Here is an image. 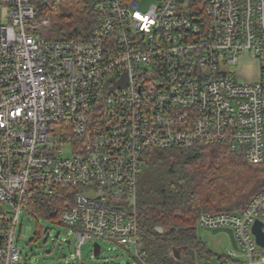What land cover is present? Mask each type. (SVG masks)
<instances>
[{
    "label": "built area",
    "instance_id": "2783aa9c",
    "mask_svg": "<svg viewBox=\"0 0 264 264\" xmlns=\"http://www.w3.org/2000/svg\"><path fill=\"white\" fill-rule=\"evenodd\" d=\"M56 1L0 0V264H27L19 219L58 186L78 189L58 216L76 234V263L103 239L151 264L137 213L146 151L225 144L264 161V0H154L145 11L142 0H92L90 36L68 40L49 38L52 19L38 15ZM243 60L254 79L240 78ZM256 222L264 232V188L201 213L197 225L231 229L237 247L197 264H264Z\"/></svg>",
    "mask_w": 264,
    "mask_h": 264
},
{
    "label": "trees",
    "instance_id": "16d2710c",
    "mask_svg": "<svg viewBox=\"0 0 264 264\" xmlns=\"http://www.w3.org/2000/svg\"><path fill=\"white\" fill-rule=\"evenodd\" d=\"M92 0H58L38 6L52 19L51 39L88 38L97 21ZM1 6V3H0ZM264 188V161L252 163L225 144L150 149L137 184V213L144 251L151 264H197L211 255L196 233L203 212L242 206ZM77 188L58 186L52 195L36 193L29 212L58 222L61 208ZM41 235L39 229L37 237Z\"/></svg>",
    "mask_w": 264,
    "mask_h": 264
},
{
    "label": "rangeland",
    "instance_id": "374dc122",
    "mask_svg": "<svg viewBox=\"0 0 264 264\" xmlns=\"http://www.w3.org/2000/svg\"><path fill=\"white\" fill-rule=\"evenodd\" d=\"M154 0H142L140 9L145 11ZM243 80L250 79L255 71V62L243 60L237 64ZM40 236H36L38 231ZM196 233L211 252L209 256L215 258L228 251L232 240L228 232L212 230L203 226H196ZM76 234L69 226L53 220L36 217L25 208L16 227V244L22 249L27 264H78L75 262ZM102 253L94 254V241L85 244L82 249V261L85 264H133L134 260L124 253L113 242L100 239ZM207 257V256H204ZM203 258V257H202Z\"/></svg>",
    "mask_w": 264,
    "mask_h": 264
},
{
    "label": "water",
    "instance_id": "95a60500",
    "mask_svg": "<svg viewBox=\"0 0 264 264\" xmlns=\"http://www.w3.org/2000/svg\"><path fill=\"white\" fill-rule=\"evenodd\" d=\"M180 1H183V0H180ZM2 211H3V207L0 206V212H2ZM218 231H226V232H228L229 235H230V237H231V240H232V245L235 246V247H237L236 241H235V238H234V235H233V232H232L231 229H228V228L214 229L213 230V233H217ZM253 231H254V233L257 236L258 242L261 245L264 246V232L262 231V223L261 222H256L255 225H254V227H253ZM100 247H101V245L98 242H95L94 243V254L96 256H98L100 254Z\"/></svg>",
    "mask_w": 264,
    "mask_h": 264
},
{
    "label": "crops",
    "instance_id": "0c3cea01",
    "mask_svg": "<svg viewBox=\"0 0 264 264\" xmlns=\"http://www.w3.org/2000/svg\"><path fill=\"white\" fill-rule=\"evenodd\" d=\"M257 67V66H256ZM255 78V73H254V75L250 78V79H254Z\"/></svg>",
    "mask_w": 264,
    "mask_h": 264
},
{
    "label": "bare ground",
    "instance_id": "6f19581e",
    "mask_svg": "<svg viewBox=\"0 0 264 264\" xmlns=\"http://www.w3.org/2000/svg\"><path fill=\"white\" fill-rule=\"evenodd\" d=\"M138 210V209H137Z\"/></svg>",
    "mask_w": 264,
    "mask_h": 264
}]
</instances>
